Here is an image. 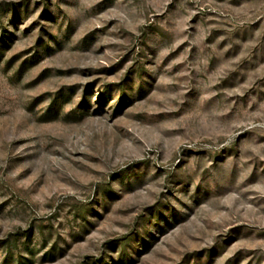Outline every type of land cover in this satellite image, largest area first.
I'll use <instances>...</instances> for the list:
<instances>
[{
	"label": "rangeland",
	"instance_id": "obj_1",
	"mask_svg": "<svg viewBox=\"0 0 264 264\" xmlns=\"http://www.w3.org/2000/svg\"><path fill=\"white\" fill-rule=\"evenodd\" d=\"M0 264H264V0H0Z\"/></svg>",
	"mask_w": 264,
	"mask_h": 264
}]
</instances>
